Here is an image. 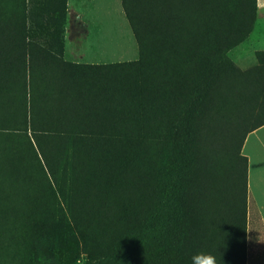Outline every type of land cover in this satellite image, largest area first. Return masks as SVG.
I'll use <instances>...</instances> for the list:
<instances>
[{
    "label": "rangeland",
    "instance_id": "rangeland-1",
    "mask_svg": "<svg viewBox=\"0 0 264 264\" xmlns=\"http://www.w3.org/2000/svg\"><path fill=\"white\" fill-rule=\"evenodd\" d=\"M136 1L0 0V127L14 128H0V264H246L248 190L264 186V0H187L188 61L141 17L137 32ZM78 78L85 97L64 92ZM184 161L185 258L170 241Z\"/></svg>",
    "mask_w": 264,
    "mask_h": 264
},
{
    "label": "trees",
    "instance_id": "trees-1",
    "mask_svg": "<svg viewBox=\"0 0 264 264\" xmlns=\"http://www.w3.org/2000/svg\"><path fill=\"white\" fill-rule=\"evenodd\" d=\"M186 1L187 0H143L141 7L138 5L139 0L135 2L133 21H134L135 27L137 29V32H139L141 27H142L140 17H141V20L143 23L145 21L148 23V27H149V29L147 31L143 30L144 34H150V35L152 34V37H153V34H156V33L158 34V33H161L164 31L163 34L167 35V37L169 38L170 43H171L170 47L168 48V49H170L168 51V55H169V58L171 61H188L190 59H193V60L197 59V57H198L197 53L194 52V46L197 45V37L192 32L188 31L187 27L185 28V18L190 14L188 12L189 10L185 9V6H186L185 2ZM159 7H160V10L162 9V11L164 13V16H162V18L167 19V23H166L167 25L161 31H159V29L155 30L156 23H157L155 18L161 19V16L153 14L155 9H159ZM204 12H205L204 15L209 14L208 10H206V9L204 10ZM208 16H206V17H208ZM183 27H184V30L186 29L187 32H190L188 34L185 31V53H182L178 49V43L180 40V36L178 35V32L181 31V28L183 29ZM189 36H192V39ZM151 40H153V39L151 38ZM151 40H150V42H151ZM144 42H146V36L145 35H143V43ZM150 42L145 46V48H147L146 50L149 51L147 59H154L152 56L155 55V52H154L152 46L149 47ZM191 44L194 45L193 48H190ZM143 51H144V48H143ZM120 65L115 64L114 66L120 67ZM176 67L179 68V67H184V66L182 64H180L178 66V63H177ZM186 68H188V66L185 67V70H186ZM182 79L183 78H179V77L171 78L170 89H172L173 91L169 95L170 97L165 98L166 100H171L176 105H178L179 102H181L180 97L185 95L183 93H177V92L182 91V87L180 86L181 85L180 81H182ZM23 82H24L25 86L29 85V87L31 88L29 111H28V114H27V111H25L24 119L26 120V124L27 123L30 124L31 129L36 131V129L33 128V125L36 123V113H34V109H33L32 76H30V81H29V79H27V74L25 72V77H24ZM81 85H82L81 80H79V78H78V81H72V84L71 83H69V84L65 83V86L63 87V89H64V92L67 91L66 93H68V91H71L72 96H74V94H76V97H78V96L85 97L87 95L86 88L83 89L81 87ZM173 92H176V93H173ZM157 97L158 96H156L155 98H157ZM155 98H151L150 101L153 102L152 104H159L157 106L158 109L164 108L165 104L162 101H160L161 99H155ZM148 102H149V100H148ZM157 102H159V103H157ZM73 105H75V104H73ZM178 109L180 110L181 107H179ZM74 110H75V107H73L71 112H73ZM172 110L175 111V108ZM172 110H170L168 112H171ZM81 113H82V116L87 114L85 110H82ZM163 114L164 113H161L159 115L162 117ZM4 115H7V111L4 112L3 114L0 113V116L4 117ZM58 115L60 116L61 114L58 113ZM111 115H114V114L111 113ZM27 117H28V119H27ZM0 120L3 121L4 119L1 118ZM0 128H4V130L5 129H7V130L8 129H14L13 127H0ZM52 128H55V127H52ZM43 130L45 132H49L52 129H43ZM53 130H55V129H53ZM180 170H182V172H181L180 179L177 180V182H176L175 195L177 196L176 212H179L180 217L182 215V218H180V220L178 222V223H180V228H178L176 231H174V233H171V236H170L171 240L170 241L180 242V243L177 242L178 243V246H177L178 253L181 254V252H182L183 257L185 258V247H183V244L185 245V241H188L185 238V161H184L183 165L180 167ZM108 183H110V182H108ZM107 185L108 184L101 186L97 190V192H95V194L90 195L88 198V199H91L90 202L93 200L94 196H97L101 190H103L104 188L107 187ZM177 187H178V190H177ZM89 205H90L89 207H91V209H92L93 208L92 204H89ZM93 213H94V210H93ZM51 249L52 248H50V250Z\"/></svg>",
    "mask_w": 264,
    "mask_h": 264
},
{
    "label": "crops",
    "instance_id": "crops-1",
    "mask_svg": "<svg viewBox=\"0 0 264 264\" xmlns=\"http://www.w3.org/2000/svg\"><path fill=\"white\" fill-rule=\"evenodd\" d=\"M75 7H71L69 10L71 18L79 16L76 4ZM257 177H262V181H264V175H257ZM248 192L245 237L246 264H264V203L259 202L257 197V195H262V199H264V186L251 185Z\"/></svg>",
    "mask_w": 264,
    "mask_h": 264
},
{
    "label": "clouds",
    "instance_id": "clouds-1",
    "mask_svg": "<svg viewBox=\"0 0 264 264\" xmlns=\"http://www.w3.org/2000/svg\"><path fill=\"white\" fill-rule=\"evenodd\" d=\"M206 264H216L215 258L212 256H208L206 260Z\"/></svg>",
    "mask_w": 264,
    "mask_h": 264
},
{
    "label": "bare ground",
    "instance_id": "bare-ground-1",
    "mask_svg": "<svg viewBox=\"0 0 264 264\" xmlns=\"http://www.w3.org/2000/svg\"><path fill=\"white\" fill-rule=\"evenodd\" d=\"M109 199V198H108ZM131 200V199H130ZM118 201V200H117ZM114 202V201H113ZM104 204V203H103ZM121 207V206H120ZM111 210V209H110Z\"/></svg>",
    "mask_w": 264,
    "mask_h": 264
}]
</instances>
